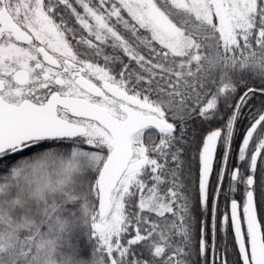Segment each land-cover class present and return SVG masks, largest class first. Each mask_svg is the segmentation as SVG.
<instances>
[{
	"label": "snow or ice",
	"instance_id": "snow-or-ice-1",
	"mask_svg": "<svg viewBox=\"0 0 264 264\" xmlns=\"http://www.w3.org/2000/svg\"><path fill=\"white\" fill-rule=\"evenodd\" d=\"M0 264H264V0H0Z\"/></svg>",
	"mask_w": 264,
	"mask_h": 264
}]
</instances>
